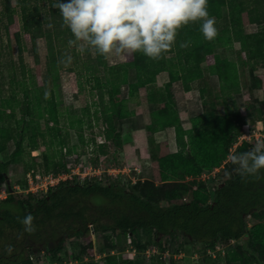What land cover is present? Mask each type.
Masks as SVG:
<instances>
[{
  "label": "rangeland",
  "instance_id": "374dc122",
  "mask_svg": "<svg viewBox=\"0 0 264 264\" xmlns=\"http://www.w3.org/2000/svg\"><path fill=\"white\" fill-rule=\"evenodd\" d=\"M54 3L55 0H0V160L12 159L7 167V181L0 179V193L3 194L0 200L13 191L45 195L52 185L37 187L38 184H44L37 179V175H57V162L65 160V172L73 174V178L68 177L66 180H77L82 184L96 180L118 182L127 190L157 203L191 199L212 201L217 185L235 174L237 166L226 160L210 171L203 168L201 157L194 154L171 156L169 152L179 149L177 145L171 144L173 139L169 138V132L174 136L176 134L173 127L157 133L167 147L149 142L146 148L149 156L144 157L141 149L144 147L141 146L146 134L145 129H142L144 117L140 111L141 104L145 105L144 113L161 106V103L147 100L148 89L144 83L156 77L157 85L163 87L168 83V70H171L174 78H177L171 83L175 105L184 125L189 127L190 114L202 110L204 106L199 92L200 83L197 81L193 84L198 90L191 94L198 95L194 99L195 105L188 99L190 90L186 86L190 83V89L193 88L187 79L189 69L200 66L208 71L209 64L234 61L243 85L231 91L228 104L247 119L248 102L264 109V0H208V11L215 18L218 30L216 38L205 40L199 30V23L190 25L192 31L183 27L184 32L177 35L176 44L172 47L174 51L169 50L159 60L149 59L139 52L119 60L105 59L94 51L80 54L74 48H69L67 42L60 43L55 32V38H52L54 52H51L46 36H39L34 42L20 26L21 11L26 8L29 13L35 12L37 19L44 20L42 26L45 31L52 32L53 23L49 17L48 20L45 18L54 8ZM12 17L15 18L14 22ZM181 42H187L188 46L181 48L178 46ZM66 52L73 57L67 67L60 63ZM89 62L94 63L87 69L86 64ZM122 63L126 64L125 69H112L113 65ZM183 63L186 68H182ZM125 77L129 79L128 82L119 85V79ZM209 81L213 86L221 83L217 75L210 77ZM135 88H138L136 94L140 101L135 99L128 104V109L125 107L127 113L130 111L128 114L114 116L123 140V145L118 146L106 139L107 125L101 112L104 107L100 104L103 103L102 99L105 106H109L111 101L119 104L122 97L128 98ZM109 89L115 92L109 94ZM215 89L210 91L211 100L220 94L219 87ZM31 90L42 103L41 128L37 129L32 112L26 116L23 148L13 155L19 138V119L28 102L27 92ZM136 101L139 102L137 105ZM96 113L97 120L94 117ZM251 127L249 133H255L260 137L259 140L264 139V122L252 121ZM66 134L68 142L62 144L60 138ZM134 134H138L137 142L142 145L134 142ZM81 135L84 139H81ZM92 138L96 141L92 142ZM102 142L108 144L107 155L99 153L98 144ZM68 148L72 151L69 152ZM235 149L236 145L232 147L231 153ZM28 168L31 169L29 172ZM2 171L0 167V174ZM2 189H6L5 192ZM247 222L248 228L240 238L209 247L202 242H190L180 234L166 236L160 246L144 229L137 232V238L131 236L130 242L129 237L126 241L123 235L118 236L112 230L94 232L90 224L91 238H87V233L67 238L60 252L52 256L40 253L36 262L245 264L247 260L257 257L264 263V209L249 215Z\"/></svg>",
  "mask_w": 264,
  "mask_h": 264
},
{
  "label": "trees",
  "instance_id": "16d2710c",
  "mask_svg": "<svg viewBox=\"0 0 264 264\" xmlns=\"http://www.w3.org/2000/svg\"><path fill=\"white\" fill-rule=\"evenodd\" d=\"M21 14V29L34 42L39 36H46L51 52H54L52 38L57 37L60 43L68 42L72 38L70 30L63 26L59 10L56 8H52L45 18L48 20L49 17L53 23V30L50 33L45 31L42 26L44 20L37 19L35 12L29 13L25 8ZM14 19L12 17V22L15 21ZM190 25L185 28L190 29ZM182 32H184V28L179 30L178 36ZM170 51H174V49ZM179 55L181 56V48ZM126 56L129 57V55ZM92 63L94 62L87 63L86 67L91 68ZM116 65L112 66L113 70L125 69L126 64ZM136 65L141 69L138 62ZM185 65L183 63L182 68H186ZM161 69L168 70V68ZM208 69L207 71L200 66L189 69L188 82L190 81L191 85L195 81L200 83L204 111L191 118V127L188 129L185 128L179 116L171 90V83L177 79L174 78V73L168 70L170 80L163 87L157 85L156 77L144 85L148 89L147 100L161 103L160 107L148 112L147 130L151 133L149 142H156L154 138L156 130L173 126L176 130L179 149L176 152H169V154L173 157L178 154L183 156L189 153L194 154L201 157L200 163L204 166L203 168L212 171L226 160H228L227 163L230 162L232 154L248 151L253 147L256 143L255 140H246L231 153L239 136L253 128L251 122L264 120V109L248 102L246 107L249 119H247L228 104V95H231V91L239 89L243 85L239 79V68L236 62L219 61L209 64ZM213 75H217L220 79L221 83L218 86H213L209 81ZM128 80L126 77L120 78L119 85L120 83L123 85ZM216 87H219L220 94L211 100L210 91H216ZM186 88L191 90L190 83ZM137 89L135 88L134 93H130L128 98L122 97L119 104L111 101L109 106H105L103 99V103L100 104L104 107L101 112L107 125L105 128L106 139L115 145L122 146L123 140L115 125L114 116H123L127 113L125 107L128 109L130 102L133 103L132 101L135 99L140 101L137 98ZM108 92L112 94L115 91L109 89ZM27 94L28 102L22 109L23 114L19 119V138L12 152L13 155L23 148L26 116L32 112L36 119L37 129L41 128L39 120L43 113L40 110L42 103L32 90ZM138 101H136L137 104ZM94 117L97 120V113L94 114ZM81 136V139H84L83 135ZM60 140L62 144H66L68 142L67 134ZM95 141L92 138V142ZM158 144L166 146L162 142H158ZM98 148L99 153L109 154L106 142L99 143ZM71 151L70 148L69 152ZM10 161L12 159L0 160V167L3 170L0 179L5 181L8 179L7 167L11 163ZM27 170L29 172L31 169ZM66 170L65 160H59L57 174ZM261 172L264 173V169ZM262 209H264V178L260 180H256L255 177L243 179L238 171L217 185L215 198L210 202L191 199L171 202L165 200L157 203L151 198L127 190L118 182L96 180L82 184L77 180H61L50 186L47 193L42 196H38L35 192L23 194L13 191L0 200V264H36L31 259L30 253L40 254L45 251L48 256H52L65 247L67 238L79 237L86 233L88 234L87 238H91L90 224H93L95 231H115L118 236L123 235L126 241L129 236L137 238V232L144 229L155 238L160 246L163 245V239L166 236L177 234L182 235L190 242H202L207 247L217 246L220 243L240 238L248 228L247 217ZM27 213H32L35 216L34 223L37 229L32 234L24 233L22 238H18L23 232V226L17 217L23 218ZM6 244L14 246L15 251L12 255L3 252L2 249ZM261 261L262 259L254 257L247 260L245 264H264Z\"/></svg>",
  "mask_w": 264,
  "mask_h": 264
},
{
  "label": "clouds",
  "instance_id": "9594fccd",
  "mask_svg": "<svg viewBox=\"0 0 264 264\" xmlns=\"http://www.w3.org/2000/svg\"><path fill=\"white\" fill-rule=\"evenodd\" d=\"M53 7L72 34L69 48L80 54L94 51L105 59L119 60L139 52L159 60L176 44L179 30L189 24L199 23L205 40L212 41L218 35L208 0H55ZM187 46V42L180 43L181 48ZM72 60L66 52L60 63L67 67ZM231 162L243 179L264 178V139L248 151L232 154ZM17 219L23 226L18 238L36 231L32 213ZM2 250L12 255L15 248L6 244Z\"/></svg>",
  "mask_w": 264,
  "mask_h": 264
},
{
  "label": "crops",
  "instance_id": "0c3cea01",
  "mask_svg": "<svg viewBox=\"0 0 264 264\" xmlns=\"http://www.w3.org/2000/svg\"><path fill=\"white\" fill-rule=\"evenodd\" d=\"M170 80V76H169V79H168V81ZM194 90H198L197 89V87L195 86V84H193V88L190 90V95H188L189 96V98L188 99H190V100H192L193 101V103H194V105H195V102H194V99L196 98V97H198V95H196V94H194V95H191L192 94V92L194 91ZM200 93H201V91H199ZM201 99H202V95H201ZM136 105H137V103H136ZM142 106V109L140 110V111H142L143 112V117H144V120H143V122H144V126H143V128L142 129H145V134L146 135H144V139H143V142H144V144H143V146H141V147H144V148H141L142 149V152H143V155H144V157H147L148 158V156H149V153H147L146 152V148H147V146H148V144H149V138L151 137V135H148L147 133V124H148V121H149V113H144V111H143V109H144V107H145V105L144 104H141ZM190 106V105H189ZM137 107H139V105L137 106ZM148 107H149V104H148ZM150 110H152V109H150ZM150 110H148V112L150 111ZM204 111V106H203V109L202 110H200V111H197L196 113H194V114H190L191 116H190V120H191V118L193 117V116H195V115H197V114H200V113H202ZM261 122H264L263 120H260ZM183 122V121H182ZM191 122V121H190ZM185 122H183V124H184ZM189 125H190V123H189ZM185 126V128H190L191 127V125L188 127L187 125H184ZM171 127H173V126H171ZM169 127H167V128H163V129H158V130H156L155 132H154V138H155V140H156V142L158 143V142H162V141H164L163 139H161V138H159L158 136H157V133L160 131V130H167ZM174 128V127H173ZM175 129V128H174ZM138 134H134V138H133V136H132V138H133V140H134V142H137L139 139H138ZM146 136V137H145ZM169 138H170V140H172L173 139V141L171 142V144L173 145H177V147H178V143H177V137H176V134H175V136H174V134L171 132H169ZM165 139V138H164ZM162 140V141H161ZM165 140H168V138H166ZM130 142H132V141H130ZM137 145H142V143H140V144H138V142H137ZM173 145V146H174ZM239 144H237L236 145V147L238 146ZM235 146V145H234ZM178 149V148H177ZM172 152H176V150L175 151H172Z\"/></svg>",
  "mask_w": 264,
  "mask_h": 264
},
{
  "label": "built area",
  "instance_id": "2783aa9c",
  "mask_svg": "<svg viewBox=\"0 0 264 264\" xmlns=\"http://www.w3.org/2000/svg\"><path fill=\"white\" fill-rule=\"evenodd\" d=\"M250 132V131H249ZM249 132H244L242 135H240L239 136V138H238V140H237V142L235 143V145H237V144H240V143H242L243 141H253V140H259L260 139V137H257L256 136V134L254 133V134H251V133H249ZM68 175H70V176H68ZM73 174L72 173H70L69 174V172H61V173H59V174H57V175H55V174H53V173H47L44 177H41V175H37V179H39V180H42L43 182H44V184L41 186L40 184H38V186L37 187H47L48 185H53V184H55V183H59L61 180H66V179H68V177H70V179L71 178H73V176H72ZM38 183V182H37ZM5 190L6 189H2L1 191L2 192H5ZM3 194L2 193H0V197L2 196ZM93 225V224H92ZM91 225V226H92ZM92 231H94L95 232V230H94V227L92 226ZM129 241L130 242H132V238H131V236H129ZM46 254V252L45 251H42L41 252V254ZM39 255L40 254H35V253H31L30 254V257H31V259L36 263V264H38L37 262H36V260L38 261V258H39ZM47 255V254H46Z\"/></svg>",
  "mask_w": 264,
  "mask_h": 264
},
{
  "label": "water",
  "instance_id": "95a60500",
  "mask_svg": "<svg viewBox=\"0 0 264 264\" xmlns=\"http://www.w3.org/2000/svg\"><path fill=\"white\" fill-rule=\"evenodd\" d=\"M10 181V180H9Z\"/></svg>",
  "mask_w": 264,
  "mask_h": 264
}]
</instances>
